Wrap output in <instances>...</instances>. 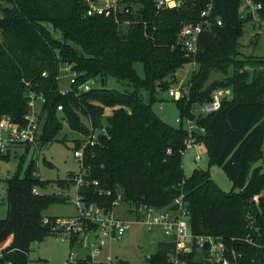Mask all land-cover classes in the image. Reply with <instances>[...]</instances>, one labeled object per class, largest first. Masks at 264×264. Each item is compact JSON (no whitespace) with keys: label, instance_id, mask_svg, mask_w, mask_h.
<instances>
[{"label":"trees","instance_id":"obj_1","mask_svg":"<svg viewBox=\"0 0 264 264\" xmlns=\"http://www.w3.org/2000/svg\"><path fill=\"white\" fill-rule=\"evenodd\" d=\"M2 1L7 6L0 17V119L8 115L25 125L33 92L44 98L37 102L39 148L55 141L65 123L87 136L102 128L106 119V133L93 143L75 141L74 151H83L81 171L58 179V192H34L36 186L46 187L52 181L37 174L33 159L23 176L17 172L6 178L8 213L0 218V264H29L30 243L55 236L59 218L43 212L52 203L67 202L70 196L65 190L72 184L86 205L113 212L120 199L136 219L145 216L144 207L175 211L181 198L193 234L221 237L226 256L237 264H264V168L254 165L264 157V58L241 57L240 38L248 20L239 11L241 1L212 0V15L219 16L222 24L212 23L199 35L195 56L199 66L187 86L179 85L182 96L174 98L178 126L165 121L152 106L159 89L176 83L179 71L192 61L178 35L184 24L200 20L207 0H185L164 9L156 7V0H124L130 11L118 18L129 20L127 25L113 15H86L85 0ZM252 1L261 4L258 14L264 23V0ZM137 63L143 64V76ZM248 64L258 66L251 79ZM64 65L76 73L66 93L59 87ZM213 72L228 75L207 82ZM109 77L128 88L94 87V80L104 78L106 84ZM87 82L91 88L84 90ZM219 87L229 88L231 96H222L217 110L196 115L194 107L212 101ZM141 90L148 92L149 102ZM188 119L197 125V142L207 146L210 163L221 166L237 189L222 190L203 168L185 175ZM83 227L96 231L98 224L83 219ZM174 252L173 238L162 241L148 256L149 263L174 264L169 260ZM178 259L183 264H217L208 260L207 249L180 253ZM78 263L112 264L95 262L91 253ZM116 264L130 263L119 258Z\"/></svg>","mask_w":264,"mask_h":264},{"label":"rangeland","instance_id":"obj_2","mask_svg":"<svg viewBox=\"0 0 264 264\" xmlns=\"http://www.w3.org/2000/svg\"><path fill=\"white\" fill-rule=\"evenodd\" d=\"M7 4L0 0V17L2 16V8ZM245 18H248L244 27V35L240 38V54L241 57L252 56V58H264V23L260 19H255L252 13L245 15L241 13ZM118 22L127 25L129 20L125 19ZM46 26L58 37H61L59 30H54L49 23H45ZM196 59L192 58L194 63ZM187 63L182 67L177 75L176 83L169 86H181L185 87L193 72V63ZM196 69L199 63L196 61ZM136 68L138 73L143 76V64L137 63ZM247 70L250 73V79L255 75L258 69L256 64L246 65ZM264 70V65H263ZM231 74V72H230ZM74 75L70 65H64L60 69L59 87L61 91L69 90L71 88L70 77ZM228 73L213 72L207 82L216 78H224ZM249 79V80H250ZM94 87L100 86L98 83L93 84ZM108 88H116L119 90L128 88L122 81L116 78L109 77L105 84ZM168 88V89H169ZM168 89L160 90L157 92L158 100L154 101L153 109L160 115L165 121L172 126H178L176 118L179 117V108L174 98L168 94ZM216 90L222 92L223 96H231V90L229 88L219 87ZM140 95L145 102L150 101V96L147 91L141 90ZM34 109L35 118L37 119L40 113L41 106L37 103ZM203 105H196L194 107V113L199 115V112L204 113ZM111 109H105V115H109ZM60 115H62L60 113ZM83 120H86L82 116ZM104 126L100 129L92 130L90 135L84 136L78 131L72 130L67 123L64 124L63 129L60 131L57 139L51 144H48L42 148L36 146H27L26 144L17 145L9 157H2L0 155V218H5L8 213V201H7V183L6 178L12 177L17 172L20 175H24L31 160L36 162L37 174L45 180L52 181L46 187L36 186L35 189L39 193H53L58 192L57 185L58 179H65L70 173H80L81 171V159L78 160L74 156L75 141L77 139H97L99 134L106 132V119H103ZM197 155L201 157L196 158ZM183 168L185 175L189 177L195 168H203L209 171L210 177L213 181L224 191H231L237 189L234 181H232L224 172L221 166L216 163H210V154L205 144H198L195 146L187 147L183 153ZM255 166L260 165L264 168V157L258 160ZM65 193L70 196L69 200L64 203H52L43 212L45 216H56L60 220L77 217L80 214V208L75 204V200L78 198L77 185L72 184ZM127 205L120 201H116L113 214L123 219H131L136 222H131L129 228L122 234L114 239L105 238L95 231L82 230L73 232L71 237L64 239L61 230L54 229L55 236H45L40 240H36L30 243L28 257L30 259L29 264H79L78 261L86 257L88 253H91L95 262L105 261L108 263L116 264L117 259L122 258L129 261L130 264H150L148 256L155 253L158 250L159 243L169 240L170 236H167L160 226L150 227L147 224L140 223L142 219H136L135 214L127 213ZM142 211H145L143 208ZM119 215V216H118ZM148 217V216H147ZM76 236V237H75ZM75 237L72 245L71 239ZM9 242V240H8ZM7 242V243H8ZM72 254V255H71ZM10 264V263H8Z\"/></svg>","mask_w":264,"mask_h":264},{"label":"built area","instance_id":"obj_3","mask_svg":"<svg viewBox=\"0 0 264 264\" xmlns=\"http://www.w3.org/2000/svg\"><path fill=\"white\" fill-rule=\"evenodd\" d=\"M87 3L86 15L96 16L113 15L116 20H119L118 16L121 13H129L130 6L124 2V0H85ZM185 0H156V7L158 9L173 8L178 7L183 4ZM240 13L245 15L252 13L255 19H260L258 14V9L261 8V4H255L252 0H240ZM213 1L207 0L205 7L202 9L200 14V20L197 23H186L181 27L178 35V43L181 44L187 51V55L195 59L196 53L198 52V41L201 32L211 26L212 23L217 22L218 25L222 24V19L219 16L212 15ZM193 63V62H191ZM194 67L196 68V60L194 61ZM45 74V72H44ZM75 75L71 76L70 84L75 82ZM82 88L88 90L91 85L87 82ZM68 90L62 91L66 93ZM168 94L170 97L178 99L182 96V90L180 86H172L168 89ZM213 100L203 104L204 113H209L211 111L217 110L221 105L222 92L215 90L213 92ZM44 101L42 96H36L33 92L29 93V105L35 107L37 102ZM62 109L60 105L58 107ZM26 116L27 123L25 125H20L14 122L10 116L4 115L0 119V155L11 154L13 149L19 144H28L31 146L37 145V137L40 132V126L38 120L35 118L34 109L31 110ZM176 120L179 122L180 118L177 117ZM188 125V139L186 140V148L190 146L198 145L196 134L194 130L197 129V125L191 119L187 120ZM203 132L204 128H200ZM106 133V132H105ZM95 139H89L85 142L93 143ZM74 156L81 159L83 157V151L78 148L74 151ZM201 156L197 155L196 158L199 159ZM81 178L78 179V182ZM34 192H38L34 189ZM179 203V207L173 210H156L154 208L144 207L145 216L140 223H144L152 226H160L167 236L173 238L175 242V252L171 254L169 260L174 264H183L178 259L180 253H190L195 248L199 251L207 249L208 260L213 261L217 264H237L236 261L229 259L226 254V244L223 239L219 236H213L209 234L196 235L193 234L189 219L187 209L183 206L181 198L176 200ZM75 204L80 208V214L77 217L68 219H59V227L56 226L55 229H61L64 239L71 237L73 232L84 230L83 219H89L98 224V228L95 232L100 234L105 238H112L122 235L130 226L131 222H136L131 219H123L117 217L113 212H105L102 208L95 204L86 205L82 199L78 196L75 200ZM148 216V217H147ZM47 222V218L45 219ZM72 255V254H71ZM70 263V260L67 264Z\"/></svg>","mask_w":264,"mask_h":264},{"label":"water","instance_id":"obj_4","mask_svg":"<svg viewBox=\"0 0 264 264\" xmlns=\"http://www.w3.org/2000/svg\"><path fill=\"white\" fill-rule=\"evenodd\" d=\"M94 83H99L101 86H104L105 85V79L104 78L96 79V80H94Z\"/></svg>","mask_w":264,"mask_h":264},{"label":"crops","instance_id":"obj_5","mask_svg":"<svg viewBox=\"0 0 264 264\" xmlns=\"http://www.w3.org/2000/svg\"><path fill=\"white\" fill-rule=\"evenodd\" d=\"M119 216V215H118ZM162 229V228H161ZM11 239H9V241H10ZM94 260H95V257H94Z\"/></svg>","mask_w":264,"mask_h":264}]
</instances>
